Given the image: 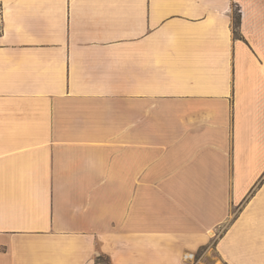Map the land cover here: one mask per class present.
<instances>
[{
    "label": "crops",
    "instance_id": "obj_1",
    "mask_svg": "<svg viewBox=\"0 0 264 264\" xmlns=\"http://www.w3.org/2000/svg\"><path fill=\"white\" fill-rule=\"evenodd\" d=\"M102 258L264 264V0H0V264Z\"/></svg>",
    "mask_w": 264,
    "mask_h": 264
},
{
    "label": "trees",
    "instance_id": "obj_2",
    "mask_svg": "<svg viewBox=\"0 0 264 264\" xmlns=\"http://www.w3.org/2000/svg\"><path fill=\"white\" fill-rule=\"evenodd\" d=\"M238 26H239V18H236L234 23V29H237Z\"/></svg>",
    "mask_w": 264,
    "mask_h": 264
},
{
    "label": "rangeland",
    "instance_id": "obj_3",
    "mask_svg": "<svg viewBox=\"0 0 264 264\" xmlns=\"http://www.w3.org/2000/svg\"><path fill=\"white\" fill-rule=\"evenodd\" d=\"M100 262H102V264H108V261L106 259H103V258L100 260Z\"/></svg>",
    "mask_w": 264,
    "mask_h": 264
}]
</instances>
